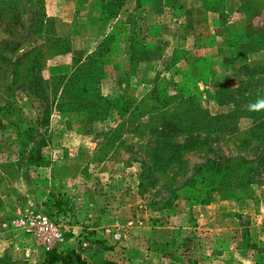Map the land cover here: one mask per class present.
<instances>
[{
    "label": "rangeland",
    "instance_id": "obj_1",
    "mask_svg": "<svg viewBox=\"0 0 264 264\" xmlns=\"http://www.w3.org/2000/svg\"><path fill=\"white\" fill-rule=\"evenodd\" d=\"M148 2L96 0L109 24L89 51V28L58 30L41 0H0V147L14 159L2 168L13 177L27 166L26 214L47 213L63 239L46 249L20 229L25 240L0 264L70 251L89 264H223V250L238 257L231 264H264L249 208L257 183L207 201L182 186L208 157L233 158L236 183L243 162L264 169V143L248 130L264 126V107H253L264 102V0H155L165 8L154 17ZM126 38L133 54L121 73ZM106 78L114 100L100 90ZM72 83L88 88L78 102L66 101ZM232 199L238 210L212 219L211 205Z\"/></svg>",
    "mask_w": 264,
    "mask_h": 264
},
{
    "label": "crops",
    "instance_id": "obj_2",
    "mask_svg": "<svg viewBox=\"0 0 264 264\" xmlns=\"http://www.w3.org/2000/svg\"><path fill=\"white\" fill-rule=\"evenodd\" d=\"M44 6V13L47 17H50L56 21L57 29H69L71 31L76 29H85L89 28V36L91 37L90 48L93 49L94 44H97L101 41V34L105 33V29L107 27L108 20L97 17L96 16V0H41ZM148 4L144 6L147 14L155 15L156 9H164L165 4L160 6H156L158 3L155 0H149ZM232 1V0H230ZM133 5V4H132ZM129 5L128 11L131 12L133 10V6ZM128 6V7H129ZM127 7L125 5L120 6L118 8V13L124 11ZM135 8V7H134ZM119 16V14H118ZM160 19V18H158ZM112 22V20H110ZM197 22V21H196ZM162 22L160 24H163ZM201 23H204L202 21ZM200 23V24H201ZM154 21L151 22L149 27H153ZM156 26V24H155ZM132 34V33H131ZM130 39H125L122 42L120 47V57L124 60V63L121 65V69L126 66H129L130 59H132L133 50L131 48ZM92 43V44H91ZM126 48V49H125ZM56 57L64 56L63 54H55ZM67 58H72L71 56L66 55ZM123 69L121 73H123ZM120 73V74H121ZM118 75V74H117ZM115 77V75H114ZM104 81V82H103ZM100 84V90L102 94L108 95L110 93V98L114 100L115 97L113 91H111V87L109 86V82L107 78L104 79ZM146 91V88H144ZM117 97V96H116ZM64 123H73L76 122V119L73 116H66L62 119ZM65 120V121H64ZM107 122L106 119L99 120L98 122H94L97 125L103 127V125ZM78 138L82 141V146L88 147L85 141H89V134L80 133ZM3 148L0 147V256L3 255L6 251H15L13 248L15 245L20 246V238L25 240L23 235H20V227H18L13 221L24 216L30 210L27 208L28 201L31 198L30 193L28 192L29 180L27 174V166H23L16 168V173L13 174V177H9L8 173L2 168L3 164L11 163L14 159H8V155L2 152ZM31 169V166H28ZM250 189L252 191V197L254 199L249 200L251 203L252 212L257 217V226L259 228L258 237L264 235V184L251 185ZM235 200H217L211 205V213L212 219L215 216L223 215L224 211H227V214H232L238 208H235L236 205ZM248 203V201H247ZM235 208V209H234ZM197 210V207H196ZM254 217V216H252ZM255 219V218H254ZM256 220V219H255ZM226 233V232H224ZM12 244L14 246H12ZM17 246V247H18ZM218 253V252H217ZM220 253V258L226 260L227 263L223 264H231V259L236 258L235 253L223 250ZM237 254V253H236ZM219 255V254H218ZM238 258V257H237ZM230 262V263H229Z\"/></svg>",
    "mask_w": 264,
    "mask_h": 264
},
{
    "label": "trees",
    "instance_id": "obj_3",
    "mask_svg": "<svg viewBox=\"0 0 264 264\" xmlns=\"http://www.w3.org/2000/svg\"><path fill=\"white\" fill-rule=\"evenodd\" d=\"M59 53V52H58ZM77 76V75H75ZM70 79V78H69ZM70 81V80H69ZM71 83V82H70ZM69 85V88L71 91L70 97L67 98V102H78L77 95H81V93L87 94L88 88H84V86L79 85ZM96 93H98L97 88L93 89ZM83 97V96H82ZM81 108H83L81 106ZM83 111V110H81ZM189 127L196 126L194 123H189ZM156 127V126H155ZM234 130L235 128L231 127V130ZM249 134L251 136H255L257 138H260V143H264V126L257 123H251V125L248 128ZM189 140H184L182 144H180V147H184L186 145L189 146V143H187ZM195 142V141H193ZM174 146V145H169ZM197 146V145H192ZM163 161L158 166V169L162 165V169L164 170V166H166V163H168V160H170V155L168 152H164L161 154ZM255 157V156H254ZM253 157V158H254ZM219 158L217 157H208L204 160V162L199 163L194 167L193 173L190 178L186 179L182 186H186L190 184V187L192 186L193 190L198 191V194L196 198H201V201H207L210 198V195L215 190H222L226 194V196H231L232 190L240 189L241 187H244L246 185L251 184H264V182H260L257 179V176L264 172V169H259V167H253L252 165L248 164L252 162L251 160L249 163L243 162V165L241 167H238L239 171L242 172L244 175L239 176V178H242L244 181L241 183H236V177H233L234 173L237 171L234 169V166L232 165L233 158L231 157H225L220 162L218 161ZM241 161H244L243 158H241ZM143 163V162H142ZM157 168V167H156ZM154 168L155 170H157ZM173 170V174H174ZM192 184L199 185L198 187H194ZM181 186V187H182ZM179 189V188H178ZM165 198H163L164 200ZM60 262L61 264H89L86 260L81 258L79 254H77L75 251H70L65 255H49L48 260L45 264H53Z\"/></svg>",
    "mask_w": 264,
    "mask_h": 264
},
{
    "label": "built area",
    "instance_id": "obj_4",
    "mask_svg": "<svg viewBox=\"0 0 264 264\" xmlns=\"http://www.w3.org/2000/svg\"><path fill=\"white\" fill-rule=\"evenodd\" d=\"M21 229L39 237L46 249H50L52 243L62 241V233L58 231L54 221L44 212L29 213L13 221Z\"/></svg>",
    "mask_w": 264,
    "mask_h": 264
},
{
    "label": "clouds",
    "instance_id": "obj_5",
    "mask_svg": "<svg viewBox=\"0 0 264 264\" xmlns=\"http://www.w3.org/2000/svg\"><path fill=\"white\" fill-rule=\"evenodd\" d=\"M254 108L264 107V102H260L258 105H254Z\"/></svg>",
    "mask_w": 264,
    "mask_h": 264
}]
</instances>
